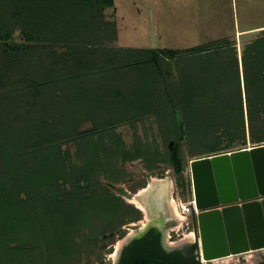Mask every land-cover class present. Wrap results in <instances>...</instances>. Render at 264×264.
Returning a JSON list of instances; mask_svg holds the SVG:
<instances>
[{"label":"trees","instance_id":"16d2710c","mask_svg":"<svg viewBox=\"0 0 264 264\" xmlns=\"http://www.w3.org/2000/svg\"><path fill=\"white\" fill-rule=\"evenodd\" d=\"M114 5L115 0H0V214L16 215V223L32 227L53 207V221L40 233L58 245L64 230L70 235L68 230L102 210L119 211L117 202L99 199L104 189L95 176L118 174L121 159L141 157L154 166L167 160L178 171L188 131L206 137L205 125L219 124L226 111L235 112L245 139L247 126L250 137L264 142V134L256 135V128H264V30L245 46L241 59L236 44L223 39L188 50L116 48L118 28L104 15ZM16 32L21 43L13 42ZM172 62L183 65L179 76ZM28 80L31 84L19 91L17 83ZM16 101L33 111H13ZM152 118L168 159L146 135L153 133ZM126 121L133 123L131 145L117 133ZM70 144L76 146L74 155L64 149ZM61 176L69 191L60 190ZM46 179L55 182L53 192L51 186L37 193ZM24 188L34 190L35 205L26 210L19 204ZM93 205L96 210L89 209ZM123 219L101 231L99 241H115ZM126 264L181 263L141 246L130 250Z\"/></svg>","mask_w":264,"mask_h":264},{"label":"rangeland","instance_id":"374dc122","mask_svg":"<svg viewBox=\"0 0 264 264\" xmlns=\"http://www.w3.org/2000/svg\"><path fill=\"white\" fill-rule=\"evenodd\" d=\"M104 15L106 20L114 22L118 28V40L112 43V46L116 48L188 50L223 39L236 44L238 56L241 59L245 46L261 37L260 30L253 29L264 26V0H115V5L106 8ZM248 30L253 31L244 32ZM13 42H22L20 32L15 33ZM216 63L219 66L220 63ZM196 64L187 68L189 69L187 74L193 73L197 67ZM209 64L213 66L211 62ZM172 65H174V72L179 76V70L183 65L175 62H172ZM17 84V88H20L19 91H23L31 84V80ZM220 89L222 88L219 87L218 90ZM210 97L215 102L220 99V97L213 98L212 95ZM216 98L217 100H215ZM15 103L17 106L16 108L14 106L13 111H33L32 107L27 106L25 102L26 105H20L18 101ZM184 112H181L183 120H188L189 118L185 116ZM221 115L224 119L219 124L208 123L205 125L206 137H197V135L192 137L188 131V135L181 143L182 167L178 171L167 160L159 161L154 166L143 158L137 157L131 161L129 158L118 161L115 165V169L119 171L118 174L114 173L112 176H104L100 172L96 174L95 182L104 189L103 193L99 194V199L108 197L109 201L117 202L119 211L112 210L111 212L106 209L100 211L99 215L95 213L93 220L82 221L68 230L70 235H67V231L64 230L65 238L59 245L56 244L58 241H54L56 239L51 236L47 239L44 233L43 235L42 232L40 233L41 230L50 226V220L53 221L51 215L53 207L52 209L46 207L45 212L40 213L41 220H38V223L36 222L32 227L31 224L25 227L22 222H20L21 224L16 223L15 221H19L16 215L14 217L10 214H0V264H112L111 259L115 257L118 245L124 241L122 236L126 235L127 237L128 233L129 235L133 233L124 228L148 223L152 219L149 211H142L131 200L142 190H147L150 185L156 187L158 183L155 184V180L166 182L165 188H162L161 184L156 188L157 191L164 193L170 212V219L167 222L169 228L166 235L177 237L179 240L185 239L193 231L192 217L189 216L188 220L179 228H173L174 212L170 201L173 200L179 212H182L181 205L187 204L193 199L190 163L197 158L264 144V142H257V136L254 138L249 136L247 126V138H244L243 129L236 120L234 111L221 112ZM165 117H163L164 120ZM226 118H228L227 122L224 121ZM144 119L149 120V117H144ZM151 121L154 123L153 133L147 131L146 135L150 134L151 140L154 138L157 140L161 145L159 150L162 152L163 159H168V151L165 149L163 137L157 133L158 123L155 118H152ZM93 125L91 123L86 128L93 129ZM132 126V122L126 121L117 127V133L121 134L122 139L128 145L134 141L135 134ZM140 129L139 135L143 139L145 133L142 131V126ZM193 130L198 131L192 127ZM259 134H264V128H256V135ZM195 139L197 143L192 142ZM66 148L71 151L72 155L76 153L77 149L74 144L64 146V149ZM54 180H58V178L54 177ZM44 184L41 188L36 189L37 193L41 194L42 191H47L52 186L47 182V179ZM58 184L61 191L62 189L69 191L71 188L64 176L60 177ZM54 186L55 182L52 192ZM33 188L21 190L22 194L19 199L23 202L21 201L22 203L19 204L25 210L30 208L28 206H32L33 202L30 197L34 195ZM148 192L141 194V200H148L156 193L153 192L150 195ZM1 208L0 213L2 212ZM8 208L13 209L10 206ZM94 208V205L89 207L90 210ZM135 213L141 214L139 220L135 219L137 216ZM117 214L122 215L118 217ZM122 219L125 224L120 231L116 232L115 241H99L100 239L97 237L101 231L117 225L116 221ZM36 225L39 227L38 229L35 227ZM86 235H89L90 238H85ZM260 253H264V251L235 256L231 263L249 264ZM213 264L219 263L213 262Z\"/></svg>","mask_w":264,"mask_h":264},{"label":"water","instance_id":"95a60500","mask_svg":"<svg viewBox=\"0 0 264 264\" xmlns=\"http://www.w3.org/2000/svg\"><path fill=\"white\" fill-rule=\"evenodd\" d=\"M190 167L199 255L214 262L264 251V144L197 158Z\"/></svg>","mask_w":264,"mask_h":264},{"label":"flooded vegetation","instance_id":"af4514ba","mask_svg":"<svg viewBox=\"0 0 264 264\" xmlns=\"http://www.w3.org/2000/svg\"><path fill=\"white\" fill-rule=\"evenodd\" d=\"M164 193L156 192L149 199L150 215L152 219L148 223L137 224L132 228H124L132 231L122 236L124 244L119 251L116 249L112 264H126L130 250L144 246L149 251L165 252L173 255L175 260L181 264H204L200 261L197 243L193 240H179L177 237L167 236L169 228L167 222L170 219V212L166 205ZM147 225H150L147 228ZM120 237V235L118 234ZM138 241V242H135ZM196 246V250L194 249ZM262 252V251H260ZM213 264V262H208ZM249 264H264V253H260Z\"/></svg>","mask_w":264,"mask_h":264},{"label":"bare ground","instance_id":"6f19581e","mask_svg":"<svg viewBox=\"0 0 264 264\" xmlns=\"http://www.w3.org/2000/svg\"><path fill=\"white\" fill-rule=\"evenodd\" d=\"M158 183V185L156 187H154L155 185H150V187L147 189V190H142L140 192L139 195H137L133 200H131V202L133 204H135L138 208H140L142 211L146 212L147 211V206H146V203H145V200H141V194L143 192H146V191H149L148 193L153 194V192L157 191L156 188L159 187V185L161 184V187L162 188H165L166 187V182L164 181H161V180H155V184ZM160 190V189H159ZM195 199V198H194ZM171 203V206H172V209H173V212H174V227L173 228H179L185 221L188 220V218L183 215L182 212H179L175 202L172 200L170 201ZM196 203V207H197V202L195 201ZM183 207H186L185 204H183ZM198 209V207H197ZM185 240H190V241H193L194 240V234L190 233L188 234L186 237H185ZM125 241L121 242L118 247H117V251H119L121 249V247L123 246ZM202 256V255H201ZM235 256H231V257H228V258H224V259H221V260H215L214 262H218L219 264H233V262L231 263V260L234 258ZM203 260L206 261L204 259V257L202 256ZM251 262V261H250Z\"/></svg>","mask_w":264,"mask_h":264},{"label":"built area","instance_id":"2783aa9c","mask_svg":"<svg viewBox=\"0 0 264 264\" xmlns=\"http://www.w3.org/2000/svg\"><path fill=\"white\" fill-rule=\"evenodd\" d=\"M186 205V207H183V205H181L182 206V213H183V215H185L187 218L189 217V216H191L192 215V212L194 211L196 214H198V209H197V207H196V203H195V199H194V197H193V199L191 200V201H189L187 204H185ZM192 234H194V241L197 243V244H200V237H199V235H198V233L195 231V229L193 228V231L191 232ZM200 256V261L202 262V263H204V264H208V261H204L203 260V258H202V256L201 255H199Z\"/></svg>","mask_w":264,"mask_h":264},{"label":"crops","instance_id":"0c3cea01","mask_svg":"<svg viewBox=\"0 0 264 264\" xmlns=\"http://www.w3.org/2000/svg\"><path fill=\"white\" fill-rule=\"evenodd\" d=\"M253 30H260V31H262V30H264V26L259 27L257 29H253ZM253 30H248V31H244V32H250V31H253Z\"/></svg>","mask_w":264,"mask_h":264}]
</instances>
